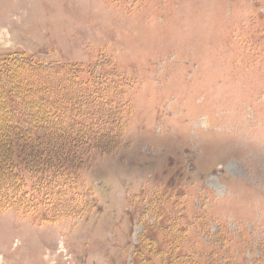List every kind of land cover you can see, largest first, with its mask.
Returning <instances> with one entry per match:
<instances>
[{"label": "rangeland", "instance_id": "374dc122", "mask_svg": "<svg viewBox=\"0 0 264 264\" xmlns=\"http://www.w3.org/2000/svg\"><path fill=\"white\" fill-rule=\"evenodd\" d=\"M59 65L120 82L126 127L77 217L0 206V264H264V0H0V156L6 92L41 120Z\"/></svg>", "mask_w": 264, "mask_h": 264}, {"label": "trees", "instance_id": "16d2710c", "mask_svg": "<svg viewBox=\"0 0 264 264\" xmlns=\"http://www.w3.org/2000/svg\"><path fill=\"white\" fill-rule=\"evenodd\" d=\"M58 70L71 72L70 77L65 73L63 85L60 80L49 81L57 92L63 90L57 99L49 93L52 100L48 102L54 103L45 104L41 120L28 121L26 116L25 124H15V130L13 122L24 121V113L30 116L31 105L28 100L26 106H19L9 91L5 107L9 123L2 125L7 147L0 156V206L33 215L40 223L77 217L84 151L113 152L126 127L125 118L114 112L122 111L114 100L122 87L120 82L102 79L96 86L93 80L82 81V67L59 65ZM21 109L26 111L20 114ZM108 110L112 112L107 114ZM24 127L28 128L25 138L18 135ZM40 130L46 133L41 135ZM18 142L23 152L17 153Z\"/></svg>", "mask_w": 264, "mask_h": 264}]
</instances>
